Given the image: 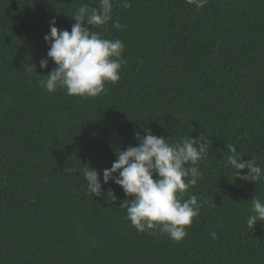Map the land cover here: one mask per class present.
<instances>
[{
    "label": "trees",
    "instance_id": "obj_1",
    "mask_svg": "<svg viewBox=\"0 0 264 264\" xmlns=\"http://www.w3.org/2000/svg\"><path fill=\"white\" fill-rule=\"evenodd\" d=\"M129 2L113 0L125 29L92 28L123 41L120 80L78 97L42 87L56 67L39 66L44 37L53 19L70 32V15L99 0H0V264H264V222L246 223L251 199L264 202V179L225 167L232 145L264 169V0ZM146 129L170 143L210 142L182 196L195 195L201 211L180 242L137 231L120 208L131 197L103 183L116 152ZM84 165L104 195L87 193Z\"/></svg>",
    "mask_w": 264,
    "mask_h": 264
},
{
    "label": "clouds",
    "instance_id": "obj_2",
    "mask_svg": "<svg viewBox=\"0 0 264 264\" xmlns=\"http://www.w3.org/2000/svg\"><path fill=\"white\" fill-rule=\"evenodd\" d=\"M197 9L203 8L207 0H188ZM121 6L131 7L129 0H121ZM113 0H99L98 7L87 4L77 8L70 17L75 23L71 31L60 30L53 19L49 23L50 33L44 39L49 45L48 59L40 61L41 68H47L48 60L56 67L41 81L48 92L64 89L69 96L97 97L106 91V83L115 84L120 80V70L126 60L122 59L123 41L103 38L93 27L107 25L121 30L119 20L113 21ZM138 146H129L116 152L117 159L110 169L103 170V183L111 180L120 186L126 197L120 208L126 209V219L139 232L148 234H166L169 239L180 242L187 236L186 229L193 218L198 217L201 203L195 195L182 199L189 186H195L202 176L199 162L208 154L210 142L201 135L199 139L184 137L176 143H170L164 137L152 134L146 129L143 136L135 133ZM231 153L227 164L235 172L236 178L257 182L264 179V169L255 157L243 161L232 145H226ZM190 165V166H189ZM247 169V174H242ZM68 172L74 169H66ZM85 178L86 191L92 196L104 195L100 176L95 168L85 166L79 169ZM114 175V174H117ZM189 177H191L189 179ZM111 202L116 200L109 191ZM247 217V226L253 229L258 222H264V202L254 196ZM207 203V201H204ZM212 239L217 238L213 231Z\"/></svg>",
    "mask_w": 264,
    "mask_h": 264
}]
</instances>
